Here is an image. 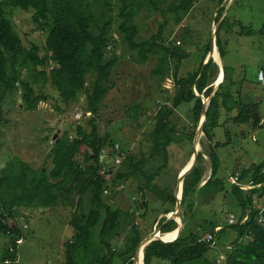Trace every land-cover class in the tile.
<instances>
[{"label":"trees","instance_id":"16d2710c","mask_svg":"<svg viewBox=\"0 0 264 264\" xmlns=\"http://www.w3.org/2000/svg\"><path fill=\"white\" fill-rule=\"evenodd\" d=\"M194 1L172 0L162 6L165 0H0V116L18 99L26 109H34L39 101L52 97L56 108L59 101L81 110L80 117L67 118L66 127L58 123V130L49 136L44 134L51 142L46 154L52 163L50 168L45 164L35 167L17 157L0 168V237L3 239L0 264L17 263V244L24 234L20 222L25 220L29 207L53 212L59 207L69 209L67 223L72 234L63 242L65 264H111L114 257L120 260L119 264H133L137 244L152 230L155 221L164 232L172 231L176 225L174 219L166 217L176 206L174 188L160 186L154 179L168 166L167 147L176 141L173 134L178 131L172 116L182 103L191 104L188 112L192 122L186 138L193 144L202 116L200 95L209 98L207 119L197 167L182 182L180 235L170 243L148 241L143 247V264H222L215 253L211 255L212 241L199 242L206 233H211L213 240L221 239V235L228 238L221 240L228 247L224 249L225 264H264V218L262 223L258 222L259 210L253 205L255 197L264 196V162L245 166L237 158L234 170L223 176L218 150L230 142L233 133L227 130L228 141L214 142L215 128L224 127L225 122L259 128L263 120L259 104L251 98L254 91L248 99L244 98L245 78H235L234 68L225 63L223 39L228 37L222 38L221 33L229 22L228 15L223 16L215 34L223 62L222 80L215 89L221 67L216 61L204 64L210 50L209 38L202 46L187 39L188 31L179 34V43L166 42L163 36L169 19L174 25L179 24L193 8ZM223 1H215V22L225 9ZM14 8L31 11L33 23L44 31L42 48L35 42L29 47L22 42L10 17ZM143 8L160 11L163 16V20H158L157 31L146 37L140 34V24L135 19ZM238 22L237 34L241 36L248 26ZM117 43L122 45L120 53L115 49ZM121 51H128L129 58L140 64L154 58L149 74L156 83L155 89L164 96L151 115L153 128L143 134L148 148H140L138 155L116 141L113 130L101 131L97 123L104 97L115 84L111 73ZM187 59L196 60L197 68L179 75ZM205 68L207 71L200 73ZM167 76L173 80L172 93L162 88ZM47 81L56 92L36 90V86L41 87ZM146 109L143 104L130 101L125 110L127 117L143 116L144 120L139 122L142 125L148 117ZM137 110L140 113L133 114ZM240 133L246 134L240 131L239 136ZM115 143L122 153L117 151ZM103 150L109 162L101 159ZM116 154H120V162L110 164ZM205 156L210 165L206 179ZM242 166H245L243 170ZM234 173H238L237 185L229 183ZM126 185L133 193L127 190L128 202L120 206L114 197L116 192L126 190ZM244 185L254 187L243 189ZM203 190L210 191L209 196H202ZM150 192L159 200L156 208L147 207L146 196ZM228 194L237 201V209L228 210L235 213L234 222H227L228 214L223 210V217L220 212L204 219L200 201L203 206L205 200L215 204ZM132 196L143 200L144 207L136 208ZM159 213L162 214L157 218ZM247 214L248 218L241 221ZM216 226L221 228L215 231Z\"/></svg>","mask_w":264,"mask_h":264},{"label":"rangeland","instance_id":"374dc122","mask_svg":"<svg viewBox=\"0 0 264 264\" xmlns=\"http://www.w3.org/2000/svg\"><path fill=\"white\" fill-rule=\"evenodd\" d=\"M171 1L172 0H165L162 6L169 4ZM215 1L217 0H195L193 8L177 25H174L173 20L170 18L163 28L165 41H177L179 43V34L184 30L190 33V38L187 39L193 40L194 43H198V45L201 43L202 46L207 43V39L209 38L210 40L211 31L216 25L214 19ZM229 1L231 0L223 1L225 7L229 5ZM226 13L229 22L227 26L222 29L221 33L222 38L228 37L223 39L224 50L226 51L224 58L225 63L234 68L235 78L245 77L247 85H250L251 82H257L256 74L258 69L261 68V65L264 64V0H235L232 5L229 6ZM10 17L22 42L27 47H29L32 42H35L42 48L44 44V31L33 23L31 11L14 8L11 9ZM135 19L140 24V34L146 37L157 31L158 20H163V16L160 11H148L143 8L140 10L139 14L136 15ZM238 21L244 26H248L245 30L246 32L241 36L237 34L240 30ZM119 48H122V45L117 43L115 49L119 50L120 53ZM189 50H191V47H189ZM192 50L195 51L196 48L193 47ZM153 63L154 58H150L142 64L136 63L129 58L128 51H121L116 67H114L111 73V78L115 84L105 95L103 107H101L100 114L97 118L98 127L101 131L106 128L111 131L113 130V138L123 144L127 150L136 153V155L140 152V148H148V143L143 140V134L153 128L151 115L154 114L159 102L164 101V96L161 95L160 90L157 91L155 89L156 83L153 80V76L149 74V69L152 67ZM217 63L220 67L223 66L221 58L220 62ZM196 68V60L187 59L183 61L182 68L178 73L182 75L185 74V72H192ZM163 87L166 88L169 93H172L174 90L172 77L167 76L162 81V88ZM245 87L247 88L248 86ZM36 90L50 93L56 92L54 86L49 81L41 87L36 86ZM19 94L17 90L15 93L16 99L19 98ZM130 101L140 103L141 105L143 104L147 107L146 114L148 117L142 125H139V122L144 120L143 116H138V118L132 116L127 117L125 109ZM57 102L59 103L58 108L53 105L54 99L49 97L48 100L39 101L34 109H26L19 103L18 99L16 103H13L10 110H6L3 116H0V168L14 157L24 159L35 167L40 164H45L47 168L51 167L52 163L50 159L46 158L51 142L49 139L45 138V136H49L54 132L58 127V123L60 126L63 123V127H66V123L68 122L67 118L70 120L72 117L77 118L75 116L77 109L76 105H65L59 101ZM8 104H10V102L5 104V107H7ZM258 104L261 112L264 114V99L259 101ZM190 109L191 104L185 103L175 108L172 120L176 123L174 126L178 131H175L173 134V137H175L174 140L184 139L186 127L188 125L191 126L192 119L189 117L188 112ZM130 112H132V110ZM87 113H89V111H87ZM139 113V110L133 112L135 115ZM184 113L186 116L183 115ZM146 114L144 116H146ZM82 119L83 118H81V120ZM229 123L230 124H227L224 128H216L214 142L224 141L228 138H226V131L228 130L231 134L234 129V124L232 122ZM58 129L59 128H57V130ZM242 130L246 133L245 137L241 135V133L239 136V132L237 134H232L230 142L225 145V147L221 146L218 150L221 156L224 154L221 162L222 167L220 169V173L223 176L228 175L231 171V160L235 154L241 159L243 165L245 162L250 164L254 163L255 165H261L264 162V128L256 130L255 136L258 140L257 142L248 134L251 131V126H241V131ZM202 137L203 134L201 138ZM220 137L225 138L222 140ZM177 142L178 140L174 143ZM186 144H188V142L185 137L183 141L184 147ZM115 147L117 151L122 153L118 143H115ZM200 149L198 148L199 151ZM190 150L189 147L186 153H184L182 148L179 151V156H173L172 162L170 166H168L169 168L167 167V170L162 172L165 179L162 180L161 184H169L168 186L174 184V188L178 176L176 161H179L181 155H184V159L188 160L190 158ZM100 157L101 159L105 158V160L109 162L106 151L103 150ZM116 157L119 158L118 161L115 160ZM120 160V154H116L114 161L110 162V164L120 162ZM13 161L16 162V159ZM203 164L208 168L206 156ZM125 188L126 190L123 189L121 193L116 192L114 197L117 204L120 206L128 202L130 194L133 193L130 186L126 185ZM127 190L130 194L127 193ZM201 194L204 196L210 194V191L207 192L203 190ZM207 196H205V199ZM132 197H135L137 202L143 201L137 196ZM146 197L148 201L147 207L153 206L156 208L159 205V200H156L152 192L148 193ZM205 202L203 206V201L201 200L200 205L207 210L206 213L210 211L213 216L221 212V217H223L222 210L229 214L230 212L228 210L237 209L238 207L235 197L230 194L221 196L215 204L213 201L207 202L205 200ZM144 205L142 207H136L135 205V207L143 208ZM39 208L41 207H29L25 220L22 223L20 222L21 227L24 229V234L22 240L17 244L16 264H65L63 242L72 234V228L67 223L69 209L59 207L56 212H53L51 210L42 211L43 209L40 210ZM199 217H197V220H199ZM23 223H26L27 227H24ZM156 226H158L157 221H155L152 226V230L157 228ZM149 232L145 233L144 236ZM220 237L221 239L215 240L212 245L213 250H211V255L215 253L217 258L223 261V257H225L224 249L227 247V243L223 244L221 241L226 237H222V235ZM226 239L228 240V238ZM2 240L3 239L0 237V250L2 249ZM119 263L120 260L114 257L111 264Z\"/></svg>","mask_w":264,"mask_h":264},{"label":"water","instance_id":"95a60500","mask_svg":"<svg viewBox=\"0 0 264 264\" xmlns=\"http://www.w3.org/2000/svg\"><path fill=\"white\" fill-rule=\"evenodd\" d=\"M233 1H235V0L229 1V3H228L229 5L227 4L228 6L225 7L220 19L216 22V25L214 26V28L211 31L210 50H209V53L207 55V58H206L204 64H210L213 61H216L215 60V52H216L217 48H216L215 34H216V31H217V28L219 26V23H220L221 19L226 14V11L228 10L229 6L232 5ZM207 59H208V62H207ZM216 62H218V61H216ZM205 71H207L206 68L203 69L200 73H203ZM221 72H223V66L221 67ZM217 80L214 83L215 87H216V85H218V83L220 81L219 79H217ZM193 92L196 93L194 87H193ZM200 97L203 100L202 101L203 105H202V110H201L202 116H201V119H200V122H199V125H198V129H197V132H196V137H195V139L193 141V144H192V147H191V161H193V164H192V167L186 168L184 171H181L178 174V177H177L176 182H175L176 185L174 186V196L176 198V206H175L176 215L174 216V215L171 214V215H168V217H167L169 219H173V218L176 217L175 218L176 225H175L174 229L172 230L174 238L170 239V240H165V239H163L162 236H160L158 234L159 233V228L158 227L153 229L147 235L142 237L140 242L137 244V246L135 248V251H134V255H133V264H139V262H137V253H138L139 250H141V253H142V261L140 262V264H143V247L148 241H150L152 239H158L161 242L170 243V242L176 240L179 237V235H180V232H181V229H182V220H181V216H182V205H181L182 195H181V191H182V188H183L182 182H183L184 178L187 177L189 174H191L193 169L195 167H197V153H198L197 146L200 143V138H201V136L203 134L204 125H205V122H206V119H207L206 110H207L209 98H205L203 96H200ZM56 134L57 133H55L54 135H56ZM131 200H132V203H134L136 205V207H142L145 204L144 201L137 202L135 197H132Z\"/></svg>","mask_w":264,"mask_h":264},{"label":"crops","instance_id":"0c3cea01","mask_svg":"<svg viewBox=\"0 0 264 264\" xmlns=\"http://www.w3.org/2000/svg\"><path fill=\"white\" fill-rule=\"evenodd\" d=\"M221 58V57H220ZM264 66V64H262L261 65V68ZM259 70V69H258ZM221 73H223V72H221ZM221 73H219V75H218V77H219V80H220V78H221ZM218 77H217V79H218ZM239 78H241V77H239ZM245 78V77H244ZM222 80V79H221ZM221 80L219 81V83L221 82ZM245 80H246V78H245ZM257 81V80H256ZM245 86H248L247 88H246V93H245V95H244V98H245V96H246V98L248 99L249 98V93H251V92H253L254 91V96L253 97H251L252 99H254L255 101H257V103L259 102V101H261V100H263L264 99V97L263 96H261V95H259L258 96V94H260V91H261V88H260V86L258 85V83L257 82H255V83H252L251 82V84L250 85H247V82H245ZM216 87H217V85H216ZM215 86H214V89L216 88ZM260 111H261V109H260ZM263 113V112H262ZM184 116H186V114L184 113L183 114ZM225 121V118H222V120H221V122H224ZM229 122H232V121H228V122H225V126L227 125V124H230ZM233 123V122H232ZM234 124V129L232 130V133L233 134H237L238 132H240L241 131V126L239 127L238 125H236L235 123H233ZM189 126L190 125H188L187 126V129H186V131L184 132V139H185V137H186V134L188 133L187 131H188V129H189ZM224 126V127H225ZM220 127H223V126H220ZM223 127V128H224ZM260 128H264V114H263V120H262V126L261 127H259L258 129H260ZM257 128H252L251 127V131L248 133L249 135H251V137L254 139V140H256V142L258 141L257 139H256V130H258ZM215 130H216V128H215ZM215 130H214V133H215ZM241 132H243V130L241 131ZM244 133V132H243ZM246 135H244V137H245ZM228 136L226 135V138H227ZM224 138L225 137H220V139H222V140H224ZM184 139H178V142L177 143H174V142H172V144H169V146L167 147V150H169L168 151V155H169V160H168V166H170V164H171V162H172V158H173V156H175V155H178L179 156V151H180V149H182L183 148V151H184V153H186V150L189 148V147H192V144L190 143V142H188V144H186L185 145V147H184V145H183V141H184ZM201 139V138H200ZM229 140V138H227L226 140H224V141H221V142H226V141H228ZM177 141V140H176ZM263 143H264V141H263ZM191 144V145H190ZM178 145V146H177ZM181 147V148H180ZM222 147H225V145H223ZM198 148L200 149L201 147H200V143H199V145L197 146V150H198ZM223 151H224V153H225V150H224V148H223ZM198 152H199V150H198ZM207 157V156H206ZM223 157H224V154L221 156L220 155V158H221V161L223 160ZM237 158H239L236 154L235 155H233V158H232V162H231V164H232V169L231 170H234V167H235V164H236V161H237ZM190 162H191V157L188 159V160H186V159H184V155H181V158L179 159V161H176V163H177V166H178V170H177V174H179L181 171H184L188 166H189V164H190ZM207 162H208V158H207ZM247 164L249 165L250 163H247V162H245L244 163V165L245 166H247ZM167 166V167H168ZM176 166V167H177ZM203 166L205 167V172H204V178L206 179L208 176H209V174H210V165H209V162H208V168L203 164ZM245 166H242V169H244V167ZM175 167V168H176ZM169 168V167H168ZM241 169V170H242ZM165 170H167V168H165V169H163L162 171H161V174L160 175H158V177H156L155 179H154V182H156L157 184H159L160 186H164V187H168V185L169 184H161L162 183V180L163 179H165L164 177H163V175H162V172L163 171H165ZM230 175V174H229ZM178 177V176H177ZM174 185V184H173ZM172 185V186H173ZM181 195H182V191H181ZM202 211H203V215H204V219H210L211 218V216H213L212 214H211V212L210 211H208L209 213H206L207 212V210L205 209V208H202ZM162 213H159L158 215H157V218L161 215ZM171 213H169L168 215H170ZM168 215H166V217H168ZM174 220H175V218H173ZM167 220H169V218H167ZM159 226V227H158ZM158 226H156V227H158L159 228V233L160 234H165V233H169V232H172V231H168V232H164V231H161V229H160V225H158Z\"/></svg>","mask_w":264,"mask_h":264},{"label":"built area","instance_id":"2783aa9c","mask_svg":"<svg viewBox=\"0 0 264 264\" xmlns=\"http://www.w3.org/2000/svg\"><path fill=\"white\" fill-rule=\"evenodd\" d=\"M256 79H257L258 85H259L260 88H261L260 94H258V96L261 95V96L264 97V69H261V70L258 71V74H256ZM80 114H81V110H80V108H77V109H76V114H75V116L78 118V117H80ZM115 160L118 161L119 158L116 157ZM238 181H239V179H238V173H234L233 175H231V176L229 177V183H230V184H236V185H237V184H238ZM203 183H204V182H203ZM241 187H242L243 189H250V188H252V187H254V186H252V185H244V186H241ZM253 205L255 206L256 209L259 210V218H258V222H259V223H262V222H263V218H264V196H263L262 198L255 197L254 200H253ZM235 217H236L235 213H234V212H230V213L228 214V217H227L226 220H227L228 223H233L234 220H235ZM246 218H248V214L245 215V217L242 218L241 221L246 220ZM220 228H221V226H216L214 229H215V231H217V230H219ZM203 240H205V241H212V242H211L212 245H213L214 242H215V240H213V235H212L211 233H206V234H204V235L201 237V239L199 240V242H201V241H203ZM220 262H221L222 264H225V257H223V261L220 260Z\"/></svg>","mask_w":264,"mask_h":264},{"label":"bare ground","instance_id":"6f19581e","mask_svg":"<svg viewBox=\"0 0 264 264\" xmlns=\"http://www.w3.org/2000/svg\"><path fill=\"white\" fill-rule=\"evenodd\" d=\"M215 60L218 61V62H220V56H219V53H218L217 50L215 52ZM220 75H221V78H220V80H221L222 79V73ZM192 164H193V161L190 162V164H189V166L187 168L192 167ZM171 214L174 215V216L176 215L175 211H172ZM159 235L162 236L163 239H165V240H170V239L174 238V235H173L172 232L165 233L163 235L162 234H159ZM141 261H142V253H141V250H139L138 253H137V262H139V264H140Z\"/></svg>","mask_w":264,"mask_h":264}]
</instances>
